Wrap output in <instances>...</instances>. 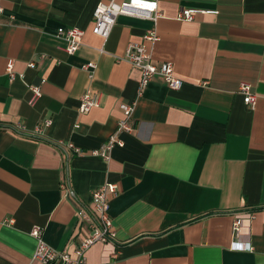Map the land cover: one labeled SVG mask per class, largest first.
Instances as JSON below:
<instances>
[{"label": "crops", "instance_id": "obj_1", "mask_svg": "<svg viewBox=\"0 0 264 264\" xmlns=\"http://www.w3.org/2000/svg\"><path fill=\"white\" fill-rule=\"evenodd\" d=\"M110 1L0 0V264H43L35 228L74 255L91 234L80 211L107 183L118 186L116 237L86 264H264V0H159L156 23L121 16L104 40L93 15ZM188 8L216 13L180 20ZM61 27L84 32L72 55ZM152 30L159 41L146 42ZM133 44L172 63L182 89L157 76L139 95L141 73L124 59ZM9 61L24 79L10 80ZM40 83L31 106L28 86ZM88 91L100 105L82 113ZM132 103L134 132L118 133ZM113 135L122 145L107 161L95 152Z\"/></svg>", "mask_w": 264, "mask_h": 264}, {"label": "built area", "instance_id": "obj_2", "mask_svg": "<svg viewBox=\"0 0 264 264\" xmlns=\"http://www.w3.org/2000/svg\"><path fill=\"white\" fill-rule=\"evenodd\" d=\"M216 13L214 11H206L200 9H183L179 15L182 21H192L196 15ZM130 16L148 19L156 23L161 17L159 0H111L109 3H100L97 5L94 15V33L99 35L104 40H107L119 17ZM58 35L63 37L67 42L66 51L68 54L76 53L82 45L84 32L78 27L58 29ZM144 40L149 43L159 41V36L155 30L149 31L144 35ZM124 59L127 60L131 66L138 69L141 73V80L139 84V95L142 90L157 76L161 77L169 89L179 91L184 85V81L175 73V68L172 63H156L149 48L145 44L129 45L126 49ZM35 63H30L28 66L35 67ZM97 64L94 62L88 63L84 69L88 72L89 78L93 79ZM7 74L11 81L17 79H24V75L17 73L14 62L9 61L6 67ZM43 83V82H42ZM42 83L29 85L31 97L28 101L29 105L34 106L43 96ZM238 93L243 96L244 102L251 107L256 108L257 96L253 93L252 87L247 84H241L238 88ZM101 95L99 93L87 92L80 100V112L88 113L93 108L100 105ZM136 103L122 104L121 110L123 112V119L119 122L118 133L126 132L133 133L134 126L132 124L133 115L136 109ZM47 124H50L48 122ZM116 145H122L113 135L99 151L95 154L100 155L105 160L111 159V153ZM69 147L73 148L72 144ZM78 153H81L77 149ZM65 187V185H63ZM118 186L116 184L107 183L103 187L93 191V209L87 211L81 209L80 217L82 220L89 222L91 234L88 236L74 251V255L68 251L59 252L48 245L43 238V230L35 228L31 232L38 244L35 251V260L41 261L43 264H86V253L97 243L109 244L116 237L114 229V221L110 214V197L117 193ZM71 193V191H70ZM243 222V218L238 216L235 220V230L239 231Z\"/></svg>", "mask_w": 264, "mask_h": 264}]
</instances>
